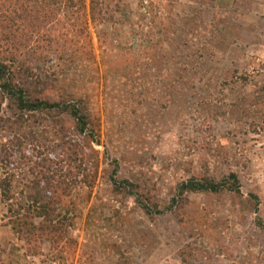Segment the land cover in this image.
<instances>
[{"label":"rangeland","instance_id":"obj_1","mask_svg":"<svg viewBox=\"0 0 264 264\" xmlns=\"http://www.w3.org/2000/svg\"><path fill=\"white\" fill-rule=\"evenodd\" d=\"M22 9L0 0V264H264V0H84L26 34Z\"/></svg>","mask_w":264,"mask_h":264},{"label":"trees","instance_id":"obj_2","mask_svg":"<svg viewBox=\"0 0 264 264\" xmlns=\"http://www.w3.org/2000/svg\"><path fill=\"white\" fill-rule=\"evenodd\" d=\"M103 1L105 0H89V4L92 10V18L93 12H95V8L98 6H102ZM21 3H23V9L21 10L20 16H16L17 20L14 21L13 24L15 26L16 32L21 30L20 27H22L25 33L28 32L27 24L32 19H34L35 21L42 19V23L50 16H53L54 21L57 23L61 21L60 19L66 20L68 17L74 20L73 16H75L76 12H72V9L80 3L84 4V0H21ZM12 14H14V12H12ZM6 19H8V17H6ZM0 69H3L2 73H0V78L4 79L5 77L3 76L5 75V71L6 69H8V67H6V65L4 64H1ZM15 95L17 97L18 105L22 109L34 110L38 107L42 109H50L53 107V105H48L44 102H30L27 99L25 100L21 90L16 92ZM74 115H76V112H74ZM77 120V122H80L82 119ZM221 187L222 186L220 184H213L211 182H205L201 185H193L190 183L188 186H185V188L190 191L197 190V188H199V190L209 192H218ZM232 190L239 192L237 189ZM38 209L42 214L47 216L51 212V204L40 205Z\"/></svg>","mask_w":264,"mask_h":264}]
</instances>
